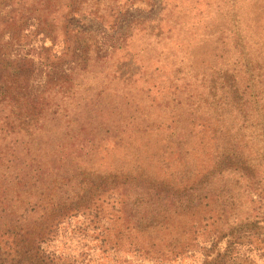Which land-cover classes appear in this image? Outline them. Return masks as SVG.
<instances>
[{
    "label": "rangeland",
    "instance_id": "1",
    "mask_svg": "<svg viewBox=\"0 0 264 264\" xmlns=\"http://www.w3.org/2000/svg\"><path fill=\"white\" fill-rule=\"evenodd\" d=\"M25 1L11 22L12 0H0L1 79L11 68L15 80L0 94L47 97L44 110L59 100L62 119L69 109L74 123L71 137L55 135L47 115L39 134L0 123L5 263L35 255L12 241L39 215L38 197L17 210L10 201L12 159L35 138L37 184L66 182L70 196L81 185L88 199L51 227L32 261L264 264V46L252 42L264 33V0L257 28L242 14L252 19L250 0H72L86 8L70 16L68 0H58L54 13L36 8L26 25L21 14L34 6ZM142 171L193 186L200 200L177 207L176 193L134 179Z\"/></svg>",
    "mask_w": 264,
    "mask_h": 264
},
{
    "label": "trees",
    "instance_id": "2",
    "mask_svg": "<svg viewBox=\"0 0 264 264\" xmlns=\"http://www.w3.org/2000/svg\"><path fill=\"white\" fill-rule=\"evenodd\" d=\"M259 1L260 0H250L247 3L246 9L249 8L251 10L252 19L250 18L249 12L247 10H244L242 13L243 15L249 18L248 20L251 22L254 28H257V23L260 18L259 17L255 20V13L261 12V9H263V5H261ZM31 2L34 6L33 9L31 10L26 7V13L23 12L21 14V16L24 17L23 23L25 25L27 23L26 21H28L29 18L37 17V14L35 15L34 13V10L36 8H40L41 10L47 12V15H49L50 13H54L57 10L58 6V0H30V3ZM25 4V0H12V6L8 10L9 14L12 13V15H10L11 22L15 20L14 10L16 9L14 7L16 5H21V11H24L25 7L23 5ZM62 5H64L65 10H67V16L72 15V13H77L81 10H85L86 8L83 3H75L72 0H68L67 4ZM43 21H45L48 26L50 25L51 28L49 27V31H52V34H54L56 29L54 23L48 21V18L43 19ZM67 28V33L73 32L71 29H69L68 26ZM252 38V42L255 45V48L260 47V49H262L264 46V33L259 32L257 30L255 31V33L252 34ZM10 70L11 68H9V70H6V73L4 74L6 78L4 80L1 79L2 74L0 73V82L2 81L0 87H6L8 85H12L15 82L14 78H12L14 73H9ZM20 83L22 84L21 81ZM13 90L15 91L16 89L14 88ZM1 94L0 123L2 126L4 125L5 127H10L14 124L22 125L24 123V126L21 127L23 130L26 131L28 129H33V133L37 131L36 134H39L44 130L46 131V129L49 128L48 125L52 123L54 131L56 133L55 135L62 133L61 136H63L69 133L71 137L74 119L70 117L71 111H69V109H67L68 116L66 115L65 121L62 119L64 110H61L59 100L53 103L52 109L51 107H49V110H44V108L47 109V97L45 98L36 94H32L30 96H24L16 93H6L3 95ZM72 96L73 90L72 92L70 90L65 91V95L62 96L61 100H64L65 102L69 103L71 101ZM4 109H7V112L2 114L1 111ZM46 115L48 116L47 119ZM45 119L50 121L47 126L45 125ZM25 124L28 126L27 128ZM2 126L0 128H3ZM74 137H78V134L73 135V138ZM57 146L55 148H57ZM55 148H53L52 150H55ZM41 149L42 148L34 138L33 143L30 142L26 145L24 149V154L17 153V155L12 159V162L14 160L16 161L14 168L12 167V164L9 166L12 167L10 177L13 182L14 191L10 201L14 203L13 207L15 208V206L17 205H23L24 208L31 201L32 195L38 197V200L36 201V204L32 207V210L37 208L39 211V215L37 216L36 220L32 222L33 224L24 229L20 234L19 231L14 233V241H12L14 245L17 246L19 251H21L22 248L23 253L25 254L35 253V255L31 257L32 260H37L36 256H38L39 254V242L41 239H43L46 235L50 233L49 230L51 229V227L54 224L56 225L62 217L67 216L74 210H78L79 208L86 206L85 200L88 199L87 195L81 196V191H84L81 185H76L78 186V189H73V193L70 196L68 195L67 189L64 188L66 182H50V186L47 185L45 188L37 184L38 182H40L42 176L41 174H39V164H37L39 163V161L41 162V159H39ZM48 150V152L52 151H50V149ZM23 156L24 158L21 159V157ZM26 156L29 158H27ZM150 156L152 157V155ZM68 161L70 163L68 164V167H66V170H69L72 163L71 160ZM150 161H152L153 163L154 158H150ZM27 165L29 166L27 169H25ZM31 172L34 173L31 174ZM156 172L157 171H152L149 174H146L142 171L138 175H136L139 177H136L134 179L148 180L149 184L151 185L149 186V188L151 189H154L153 186H158L160 188L164 187L161 189L164 192L167 191L169 193H176L175 195H172V198H170V202L174 203L177 207H181L183 205L192 206L197 200H200L199 194L195 192L197 191V189H195L193 186L178 187L179 184L173 183L172 179L166 181L164 178H161L159 180V175ZM204 179L205 177L203 179L192 182V184H200L204 181ZM173 186L181 189H176V191L166 190L173 189ZM25 210H27V208H25ZM6 233L7 232H5L4 234L6 235ZM7 243L8 242L6 241L5 244ZM4 254L5 253L3 251H0V264H6ZM32 260L30 261V263L26 262L25 264H39L38 261Z\"/></svg>",
    "mask_w": 264,
    "mask_h": 264
}]
</instances>
